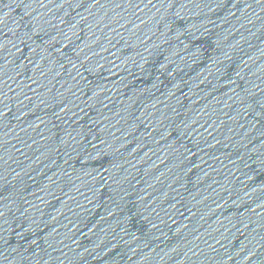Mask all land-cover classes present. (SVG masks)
I'll use <instances>...</instances> for the list:
<instances>
[{
  "label": "water",
  "instance_id": "1",
  "mask_svg": "<svg viewBox=\"0 0 264 264\" xmlns=\"http://www.w3.org/2000/svg\"><path fill=\"white\" fill-rule=\"evenodd\" d=\"M0 264H264V0H0Z\"/></svg>",
  "mask_w": 264,
  "mask_h": 264
}]
</instances>
